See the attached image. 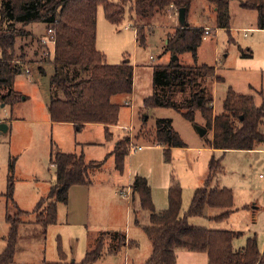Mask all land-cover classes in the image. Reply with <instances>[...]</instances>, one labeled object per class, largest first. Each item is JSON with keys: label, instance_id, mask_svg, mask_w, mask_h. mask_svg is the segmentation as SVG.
<instances>
[{"label": "rangeland", "instance_id": "obj_1", "mask_svg": "<svg viewBox=\"0 0 264 264\" xmlns=\"http://www.w3.org/2000/svg\"><path fill=\"white\" fill-rule=\"evenodd\" d=\"M212 7L206 0H196L192 4L188 23L199 27L209 25L212 34L203 39L196 58L186 52L179 55V60L188 65L207 63L216 67L223 80L213 86L215 114L224 111V100L231 86L239 93L254 95L256 105L260 106L264 102V29L257 28V13L243 8L238 0H232L230 28H218ZM97 25V48L105 54L108 63L120 64L129 59L134 66L133 92L113 98L122 105L119 122L111 129V139L125 135L133 138L125 168L117 170L114 157H107L116 140L106 139L103 124L88 123L78 130L66 123L51 122L49 83L55 66L46 58L51 57L53 44L50 37H46V24L34 22L25 26L30 35L17 38L16 45L17 57L25 64L24 72L15 82L20 98L14 104L0 102V119L7 120L5 123L9 127L5 132L0 130V255L8 243L7 214L15 215L19 210L32 212L55 177V166L49 160L52 141L64 152L84 151L87 160L105 159V163L91 171L90 185L70 189L68 204L59 207L58 223L46 229L35 222L19 225L11 264H83L87 251L94 247L102 231L124 232L127 240L137 246L128 248L127 253L124 250L104 254L94 264L145 263L152 254V243L144 229L149 215L131 188L135 176H146L161 197L165 191L169 192L167 186L172 178L177 179L183 189L185 212L195 189L203 186L213 156L220 158L222 164L214 183L233 189L242 197L240 202L244 200L249 206L240 207L226 220L209 218L223 211L209 207L203 216L191 218L190 224L238 232L233 239L234 249H240L254 237L263 251L264 179L259 175L264 173V142L253 152L242 149L225 153L215 151L207 143L212 132L201 135L197 130V126L205 128L199 111L194 123L172 107H145V99L153 93L155 66L166 64L173 57L165 53V45L169 34L179 25L178 15H167L163 22L155 21L146 45L139 44L136 27L129 20L124 19L117 25L110 23L102 6L98 10ZM6 91L3 89L0 93ZM159 118L171 119L174 129L186 143L185 147L172 149L169 161L164 149L151 143ZM261 130L264 132V122ZM11 163H14L17 177L15 202H8L3 195L7 191ZM126 192L128 199L122 195ZM111 236L106 238L108 244L112 242Z\"/></svg>", "mask_w": 264, "mask_h": 264}, {"label": "trees", "instance_id": "obj_2", "mask_svg": "<svg viewBox=\"0 0 264 264\" xmlns=\"http://www.w3.org/2000/svg\"><path fill=\"white\" fill-rule=\"evenodd\" d=\"M194 1L0 0V91L7 90L0 93V102L14 104L20 98L14 86L17 76L24 72L25 64L16 54L17 38L30 35L25 26L42 22L54 33L53 53L46 58L55 66L49 83L51 120L71 123L78 130L88 123H101L105 126V137L112 140L111 127L118 124L122 105L113 98L133 92L134 66L129 60L120 64L108 63L105 54L97 48L99 7H103L110 23L117 25L124 19L129 20L136 27L139 44L146 45L155 21L163 22L167 15L176 14L182 7L187 10L188 21ZM206 1L215 8L217 27L229 29L232 0ZM238 1L243 8L256 11L257 28L264 29V0ZM204 36V27L179 23L168 36L165 53L179 56L191 52L196 58ZM244 56L250 54L244 53ZM222 80L214 65H188L181 63L179 58L171 59L155 66L153 93L145 99V107H172L194 123L199 111L205 120V128L212 132L207 141L211 148L223 153L231 149L251 150L264 142L261 130L264 102L257 106L254 95L239 93L230 87L224 100V111L215 114L213 86ZM153 135L152 142L164 146L168 161L174 147L186 146L169 118L157 119ZM131 143L130 135L118 138L107 154V157H114L115 168L119 171L125 168ZM50 161L55 166V180L46 195L39 199L32 212L19 210L15 215L7 214L10 230L0 264L13 262L21 223L35 222L45 229L58 223L59 206L68 204L70 188L90 185L91 171L105 163V159L87 160L84 151L64 152L54 141ZM221 168V159L213 156L208 176L203 186L195 189L185 212L183 189L177 179L172 178L169 187L168 207L158 211L147 178L135 176L131 188L149 215V223L144 229L152 243V254L144 264H177L178 248L206 252L208 264H264V248L263 251L259 248L256 238L251 237L245 246L234 249L233 239L238 232L193 226L189 222L193 217L203 216L209 207L223 210L212 217L216 220H226L236 210L233 191L214 185ZM15 188L14 163H11L7 191L3 194L8 202L14 201ZM136 221L139 223L138 219ZM111 234L112 242L108 244L106 238ZM125 246L137 245L128 241L124 232L102 231L94 247L87 251L83 264H94L104 254L117 253Z\"/></svg>", "mask_w": 264, "mask_h": 264}, {"label": "crops", "instance_id": "obj_3", "mask_svg": "<svg viewBox=\"0 0 264 264\" xmlns=\"http://www.w3.org/2000/svg\"><path fill=\"white\" fill-rule=\"evenodd\" d=\"M196 1V0H195ZM194 1V2H195ZM193 2V3H194ZM211 6V5H210ZM212 9H213V13L215 14V17H216V13H215V8L214 7H212ZM190 25H192V26H196V27H199V26H197V25H193V24H191V23H189ZM200 27H202V26H200ZM204 28H207V27H209L211 30H212V28L209 26V25H205V26H203ZM46 32H47V27H46ZM46 34V33H45ZM211 34H212V31H211ZM210 34V35H211ZM246 35H247V33H245ZM206 38V37H205ZM18 77V76H17ZM16 82V81H15ZM217 82V81H216ZM215 82V83H216ZM15 87V86H14ZM231 88H232V86H231ZM122 96V95H121ZM50 103V102H49ZM126 104H128V100H126ZM49 105V104H48ZM49 111V110H48ZM50 115V114H49ZM51 119V118H50ZM1 122H7V120H1ZM51 122L52 123H57V122H53L52 120H51ZM60 123V122H59ZM61 123H64V122H61ZM7 124V123H6ZM67 125H72L73 127H75L73 124H71V123H66ZM8 128L9 127H7V130H8ZM113 127H111V129H112ZM207 132H208V130H207ZM107 139V138H106ZM133 139V138H132ZM114 140H116V139H114L113 138V140L112 141H114ZM154 146H157V147H160V148H162V149H164V146H162V145H160V144H157V143H153V142H151ZM259 145V144H258ZM258 145H256L255 146V148H253V149H251V150H249V151H251V152H253V151H255L256 150V147L258 146ZM142 146V145H141ZM59 147V146H58ZM113 147H114V145L112 146V148H111V150L110 151H112V149H113ZM213 149V148H212ZM82 150V149H81ZM214 150V149H213ZM109 151V152H110ZM215 151H219V150H215ZM51 152V151H50ZM108 152V153H109ZM221 152V151H220ZM49 160H50V158H49ZM127 161V160H126ZM51 162V161H50ZM54 175H55V172H54ZM15 176V175H14ZM207 176L208 175H206L205 176V180H206V178H207ZM146 177V176H145ZM17 178V177H16ZM16 178H15V180H16ZM55 180V177H54V179L53 180H51L50 182H49V187H50V185H51V183L53 182ZM170 185H171V183H169V185L167 186L168 187V189H169V187H170ZM214 185H217V186H219L218 185V183H214ZM74 186H81V185H74ZM74 186H72V187H74ZM48 187V188H49ZM71 187V188H72ZM219 187H221V186H219ZM70 188V189H71ZM151 188H152V197H153V201H154V205H155V208H156V210H158V211H161V210H164V209H166L167 207H168V190H167V192L165 191L164 192V194H163V196L161 197V195H157L156 193H155V190H154V188L151 186ZM232 191H233V189H232ZM233 193H234V207H235V209L237 210V209H239L240 207H248L249 206V204H246V202H244V200H242V202H240V199H242V197L241 196H239L238 194H236V192H234L233 191ZM69 194H70V192H69ZM264 194V193H263ZM128 199V198H127ZM60 207V206H59ZM235 210V211H236ZM234 211V212H235ZM217 215V214H216ZM232 215V214H231ZM230 215V216H231ZM215 215H210V216H208L209 218H211L212 219V217H214ZM126 234V233H125ZM127 235V234H126ZM128 236V235H127ZM128 238V237H127ZM129 240V239H128ZM130 242H132V241H130ZM132 243H134L135 244V242H132ZM130 247L131 246H125V247H123L119 252H117V253H121V252H123L124 250H126V253H127V251H128V248L130 249ZM91 248V247H90ZM129 252V251H128ZM117 253H114V254H117ZM106 254H108V253H106ZM110 254V253H109ZM148 260V259H147ZM208 262H209V257H208V254L206 253V252H197V251H190V250H187V249H184V248H178L177 249V264H208ZM137 264V263H136ZM144 264V263H143Z\"/></svg>", "mask_w": 264, "mask_h": 264}, {"label": "water", "instance_id": "obj_4", "mask_svg": "<svg viewBox=\"0 0 264 264\" xmlns=\"http://www.w3.org/2000/svg\"><path fill=\"white\" fill-rule=\"evenodd\" d=\"M178 20L181 25L188 23L187 21V10L186 8L182 7L178 10ZM179 58L178 55H173L172 59L177 60ZM129 60V59H127ZM8 125L5 122H0V130L5 132L7 131ZM197 130L201 135H204L207 133V129L201 126H197Z\"/></svg>", "mask_w": 264, "mask_h": 264}, {"label": "built area", "instance_id": "obj_5", "mask_svg": "<svg viewBox=\"0 0 264 264\" xmlns=\"http://www.w3.org/2000/svg\"><path fill=\"white\" fill-rule=\"evenodd\" d=\"M176 14H178V10H177V12H176ZM47 32L49 33H47V38H48V36L50 37V39H49V41H50V43H52L53 44V46H54V33H53V30L52 29H47ZM211 34V29L209 28V27H207V28H205V36H204V38L206 37V36H208V35H210ZM45 37V38H46ZM47 41V40H46ZM48 42V41H47ZM142 148V146H140V149ZM260 178H263L264 179V173H261L260 175ZM122 195L123 196H125L126 198H128V192H126V193H122Z\"/></svg>", "mask_w": 264, "mask_h": 264}]
</instances>
